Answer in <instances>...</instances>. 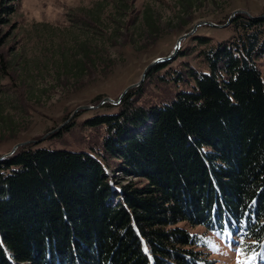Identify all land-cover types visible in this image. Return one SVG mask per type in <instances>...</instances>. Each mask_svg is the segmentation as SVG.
<instances>
[{"label": "trees", "instance_id": "obj_1", "mask_svg": "<svg viewBox=\"0 0 264 264\" xmlns=\"http://www.w3.org/2000/svg\"><path fill=\"white\" fill-rule=\"evenodd\" d=\"M232 21L199 52L207 72L171 78L189 89L144 106L139 86L87 118L101 152L28 144L0 160V264H209L195 226L264 257V16ZM112 160L139 179L118 184Z\"/></svg>", "mask_w": 264, "mask_h": 264}, {"label": "rangeland", "instance_id": "obj_2", "mask_svg": "<svg viewBox=\"0 0 264 264\" xmlns=\"http://www.w3.org/2000/svg\"><path fill=\"white\" fill-rule=\"evenodd\" d=\"M237 9L261 17L264 0H0V156L30 140L53 150L101 152L106 130L85 120L118 111L119 104L101 102L118 100L140 81L147 64L171 55L180 35L196 23L226 24ZM232 29L199 26L182 40L177 57L163 63L165 70L146 74L137 104L166 102L189 89L194 79L185 75L176 82L173 75L190 66L207 72L200 50L230 38ZM201 36L206 45L199 44ZM258 62L264 77V57ZM82 105L96 108L74 114ZM116 164L110 162L108 175L118 184L139 179ZM189 230L208 246L209 264H264L240 240L202 226Z\"/></svg>", "mask_w": 264, "mask_h": 264}, {"label": "water", "instance_id": "obj_3", "mask_svg": "<svg viewBox=\"0 0 264 264\" xmlns=\"http://www.w3.org/2000/svg\"><path fill=\"white\" fill-rule=\"evenodd\" d=\"M245 13V14H248V12L246 13L244 10H241V9H237V10H235V11H233V14L232 15H230L229 16V18H228V20H227V23L226 24H219V25H217L216 23H214V22H211V21H205V22H203V21H200V22H198V23H196L195 25H194V27L192 28V30L189 32H186V33H183L182 35H180V37L178 38V41H177V43H176V45H174V49H173V53L171 54V55H169V56H167V57H165V58H157V59H154V60H152L151 61V63L150 64H147V67L145 68V70L143 71V73H141V76H140V81L137 83V84H131V85H129L127 88H125L124 89V91H123V93L121 94V96H120V98L118 99V100H113L112 98H105L101 103H103L104 101H108V102H111V103H113V104H117V103H119L120 101H121V99H123L124 98V96L126 95V92L129 90V89H131V88H137L139 85H141L142 83H143V81H144V78H145V76H146V74L148 73V72H150L151 71V69L156 65V64H158V63H165L166 61H168V60H170V59H172V58H175V57H177V55H178V50H179V47H180V44H181V42H182V40L184 39V38H186V37H188V36H190V35H192V33L199 27V26H201V25H203V26H205V24H208V25H210V26H213V27H217V28H219V27H225V26H227V25H229V24H232V20H233V18H234V16L236 15V14H239V13ZM249 17L250 18H257V17H253V16H250L249 15ZM259 18H261V17H259ZM101 103H99L97 106H99ZM91 108H96V107H94V106H91V105H82L81 107L80 106H78L75 110V112H74V114L77 112V111H79V110H83V109H91ZM61 127V126H60ZM42 140H33V141H28V142H20V143H17L15 146H14V148H12V150L11 151H9L7 154H5V155H3V156H0V160H2V159H4V158H6L7 156H10V155H13L14 154V151L16 150V148H18V147H20V146H23V145H28L29 143H40Z\"/></svg>", "mask_w": 264, "mask_h": 264}]
</instances>
